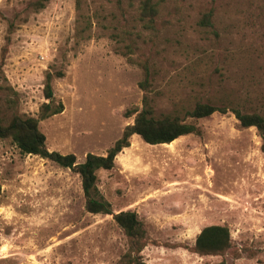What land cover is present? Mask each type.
I'll return each mask as SVG.
<instances>
[{
  "label": "rangeland",
  "instance_id": "obj_1",
  "mask_svg": "<svg viewBox=\"0 0 264 264\" xmlns=\"http://www.w3.org/2000/svg\"><path fill=\"white\" fill-rule=\"evenodd\" d=\"M140 1L0 0V121L39 119L46 147L79 163L107 155L145 95L155 116L198 128L171 145L135 134L97 172L113 213L143 221L139 253L113 215L87 211L78 173L0 138V264H129L131 250L147 264H264V140L232 112L264 111V0H155L153 28ZM49 75L64 110L42 119ZM197 103L228 112L194 120ZM211 225L230 229V253L193 250Z\"/></svg>",
  "mask_w": 264,
  "mask_h": 264
},
{
  "label": "trees",
  "instance_id": "obj_2",
  "mask_svg": "<svg viewBox=\"0 0 264 264\" xmlns=\"http://www.w3.org/2000/svg\"><path fill=\"white\" fill-rule=\"evenodd\" d=\"M215 3L216 0H209ZM40 8L44 3L40 2ZM160 2L155 0H141L139 4V20L147 28H153L156 18L160 13ZM215 9L211 8L203 14L200 24L202 26H213ZM3 75V62H0V78ZM141 86L146 89V83ZM7 89L6 86H1ZM45 96L49 102L42 105L41 118L62 113L64 105L55 102L54 91L51 83V75L47 78ZM227 113L228 108L216 106L211 103H197L196 107L189 112V117L194 120L211 116L215 112ZM240 125L245 128L255 127L264 140V111L248 113L239 108H232ZM128 114H135V122L128 125L123 136L110 148L107 155H96L89 153L84 162L79 163L74 154H61L50 151L46 147V136L39 129V119L24 117L15 114L10 121H0V138L11 139L24 154L38 155L50 159L62 167L71 168L78 173L82 179V187L86 198V209L93 214L113 215L116 223L125 231L132 242V247L139 253L146 244L147 231L138 214L132 210L113 213L112 205L105 199L98 187L97 172L100 169L111 170L115 166V160L124 148L130 146V138L137 134L147 143L170 144L181 136L198 132L194 123L186 122L178 116L164 115L155 116L154 109L149 97H144L142 110H132ZM233 249L230 229L227 226L211 225L205 227L198 235L193 250L202 255H226ZM129 264H147L133 257L132 250L128 255ZM224 264V263H221Z\"/></svg>",
  "mask_w": 264,
  "mask_h": 264
},
{
  "label": "bare ground",
  "instance_id": "obj_3",
  "mask_svg": "<svg viewBox=\"0 0 264 264\" xmlns=\"http://www.w3.org/2000/svg\"><path fill=\"white\" fill-rule=\"evenodd\" d=\"M171 145V144H170Z\"/></svg>",
  "mask_w": 264,
  "mask_h": 264
}]
</instances>
